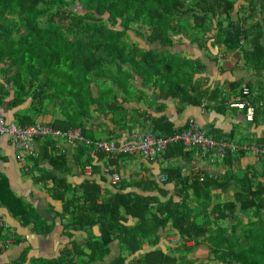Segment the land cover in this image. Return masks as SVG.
<instances>
[{
  "label": "trees",
  "instance_id": "1",
  "mask_svg": "<svg viewBox=\"0 0 264 264\" xmlns=\"http://www.w3.org/2000/svg\"><path fill=\"white\" fill-rule=\"evenodd\" d=\"M236 3L237 0H0V73L6 78L5 83H0V96L3 97V90L8 88L6 84L14 83L16 104L22 103L29 95L40 104L62 101L64 110L71 109L72 116L68 123L55 119L53 126L63 130L81 127L87 135L83 121L90 117L94 105L100 108L102 99H106L101 94L95 98L91 87L101 72H112L111 67L115 72H141L143 75L147 74L144 72L172 70L186 72L183 79L188 84L194 80V72L206 69L205 63L198 59L178 57L165 49L160 52L163 58L154 59L151 64L147 50L140 45L144 41L152 45L160 42L161 48L173 47L171 40L175 35L188 34L184 24L191 27L195 24L197 30L189 34L200 48H208L214 32L213 47L239 48L247 62L262 72L264 0L243 3L238 10L239 19L233 15ZM169 56H177L180 62H168ZM174 76L175 79L168 82L173 84L169 86V94L175 96L182 92L181 95H187V91L182 90L180 75L176 73ZM118 84L122 86L119 81ZM186 99L191 103L198 102L189 95ZM109 101L110 98L106 99L105 107L113 110ZM174 131L168 126L164 130L166 134ZM78 144L92 149L84 142ZM64 158L65 155L57 156V160L63 161ZM56 167L59 168L57 163ZM175 172L181 177L180 169L168 171V175L175 177ZM39 178L54 181L53 194L63 200L64 213L71 220L68 228L81 230L99 225L101 232L100 238L93 237L88 241L89 253L75 244L66 248L55 261L46 264H101L109 254V245L119 236L128 255H135L141 249L142 241L151 236L150 232L158 237L159 228L169 224L183 240L208 242L213 261L264 264V217L261 216L264 184L260 181L246 180L244 199L218 202L210 207L213 189H222L229 182L223 180L219 183L218 179L199 174L189 187L193 189L194 201L200 203L199 212L189 197L162 202L156 208L148 201L143 202L138 196L122 191H108L106 194L103 187L92 179L72 190L65 179L51 174ZM187 178L185 180L189 183L191 176ZM188 186H184L185 194L189 192ZM0 205L6 206L24 224L37 216L28 203L10 192L1 176ZM251 212L260 215L259 220L249 221L248 228L238 235L242 223L239 214ZM125 213L140 219L133 227L139 232L126 234L131 232L126 229L132 227L125 225ZM198 213L206 214L202 221ZM6 227L0 223V251L6 246L3 243ZM180 250L184 255V247ZM126 260L127 256L122 254L111 264H127ZM132 261L136 264L180 262L179 257L159 247L135 256Z\"/></svg>",
  "mask_w": 264,
  "mask_h": 264
},
{
  "label": "crops",
  "instance_id": "2",
  "mask_svg": "<svg viewBox=\"0 0 264 264\" xmlns=\"http://www.w3.org/2000/svg\"><path fill=\"white\" fill-rule=\"evenodd\" d=\"M246 2L247 0H237L233 13L235 19L240 18L239 7ZM188 34L175 35L171 40L173 47L162 49L175 53L178 57L204 62V71L194 72V80L188 84L183 79L186 72H144L147 76L141 72H101L91 86L93 96L97 98L101 94L107 100L110 98L109 102L114 109L105 107L106 99H102V107L94 105L90 109V117L83 121V126L88 131L87 135L83 133L84 136L91 140L127 142L135 133L164 135L167 126L175 131L180 130L194 118L207 133L216 138L264 146V71L258 72L249 64L239 48L230 49L223 45L213 47L214 32L207 49L200 48ZM156 44L157 47L161 46L160 42ZM176 73L180 75L182 90L187 91V95H181L182 92L175 96L169 94V86L173 84L168 82L175 79ZM1 74L0 83L3 84L6 78ZM6 85L8 88L3 90V97L0 96V115L10 123H42L53 126L55 119L68 123V118L72 116V110L65 111L62 101L58 100L43 101L40 104L34 100L33 95H29L22 103L16 104L14 83ZM245 86L250 88L251 101L256 106L252 121L247 119L245 110L229 105L242 95ZM188 95L198 102L191 103L186 99ZM72 129L82 130L81 127ZM0 148V176L5 179L10 192L21 197L37 214L30 223L24 224L6 206L0 205V223L7 226L3 240L6 246L0 251V264H46L47 261H55L66 248L75 244L89 253L88 241L93 237L100 238L99 225L81 230L67 227L71 220L64 213L63 200L53 194L54 181L39 178H46L48 174L65 179L72 190L92 179L103 187L106 194L108 191H122L136 195L156 208L162 202L189 197L190 203L199 212L200 203L194 201L193 189L189 188L199 174L218 179L219 183H223V180L229 182L222 189H213L210 207L218 202L244 199V185L249 178L264 184V155L263 159L258 160L253 151L225 158H207L197 148L174 144L155 159H147L139 153L109 155L89 150L78 142L40 137L36 141L37 156L20 162L8 135L1 137ZM59 155H65L63 161L57 160ZM87 167H90L89 170ZM176 169L181 170V177L178 172H175V177H170L168 171ZM114 173H118L121 178L116 183L113 182ZM187 176H191L189 183L185 180ZM186 184H189V192L185 194L183 189ZM198 214L202 221L206 214ZM239 215L242 223L238 235L244 228H248L249 221L259 220L260 216L252 212ZM124 216L125 225L132 227H124L127 231L131 230L126 234L139 232L133 227L140 219L126 213ZM261 216L264 217V211ZM150 235L142 241L141 249L135 255H128L120 236L115 238L109 245V254L101 264H111L122 254L127 256V264H131L135 256L157 247L179 257V264H221L210 258L208 242L183 240L170 224L159 228L158 237L154 232H150ZM181 247L186 250L184 255Z\"/></svg>",
  "mask_w": 264,
  "mask_h": 264
},
{
  "label": "built area",
  "instance_id": "3",
  "mask_svg": "<svg viewBox=\"0 0 264 264\" xmlns=\"http://www.w3.org/2000/svg\"><path fill=\"white\" fill-rule=\"evenodd\" d=\"M229 105L245 110L248 120L254 119L256 106L251 101L249 87H243L242 95L231 101ZM3 135L10 137L20 162L37 156L36 141L40 137L59 138L67 140L69 143L84 142L90 145L93 151L109 155L139 153L147 159H155L174 144H181L185 148H197L207 158H225L236 153L253 151L257 159L260 160L264 154L263 145L240 143L229 138H216L210 135L194 118L188 121L184 130H176L164 135H156L151 132L135 133L127 142H119L117 140H91L84 136L81 129L63 130L42 123L27 125L10 123L0 115V139ZM1 153L2 149L0 148V155ZM89 168L87 167L88 170ZM120 180L119 174L114 173L113 182L116 183Z\"/></svg>",
  "mask_w": 264,
  "mask_h": 264
},
{
  "label": "rangeland",
  "instance_id": "4",
  "mask_svg": "<svg viewBox=\"0 0 264 264\" xmlns=\"http://www.w3.org/2000/svg\"><path fill=\"white\" fill-rule=\"evenodd\" d=\"M184 26H185V28H186V31L188 32V33H190V34H192L193 32L195 33V31L194 30H197V29H194V27H195V24L193 25V27H191V26H189V25H187V24H184ZM199 30H200V28H199ZM142 42H144V41H142ZM145 43V42H144ZM140 45H141V47L143 48V49H146L147 50V57H148V61H150V63L152 64V60H154V59H157V60H159V59H161V58H163V57H161V53H163V52H161L162 50V48L161 47H157V44H156V42L152 45V44H149L148 42H146V44H143V43H141L140 42ZM149 50H151L152 51V53H150V51ZM157 50V51H156ZM161 52V53H160ZM175 54V53H174ZM173 54V55H174ZM163 56H164V54H163ZM173 61V63H175V64H178L179 62H180V59L177 57V56H175V57H172V56H169V58H168V62L169 61ZM112 68V67H111ZM112 72L114 71H116V70H114V67H113V70L112 69H110ZM172 70H170V72H171ZM64 106V105H63ZM249 214H251V213H249Z\"/></svg>",
  "mask_w": 264,
  "mask_h": 264
}]
</instances>
